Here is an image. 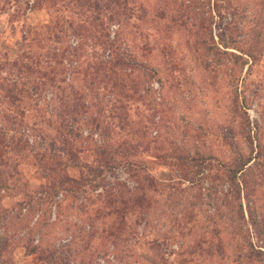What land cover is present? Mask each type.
Here are the masks:
<instances>
[{
  "label": "rangeland",
  "instance_id": "obj_1",
  "mask_svg": "<svg viewBox=\"0 0 264 264\" xmlns=\"http://www.w3.org/2000/svg\"><path fill=\"white\" fill-rule=\"evenodd\" d=\"M26 1L0 0V159L18 161L21 171L0 189V264H36L40 250L47 264H264L251 252L264 251L254 230L264 219V0H125L136 66L102 81L92 69L85 75L56 65L37 39L60 50L81 39L68 22L104 21L109 12L81 10L75 0H33L26 11ZM214 4L221 6L216 17ZM232 4L235 15L226 8ZM227 28L251 57L211 46L209 34L216 40ZM84 49L87 57L99 51ZM75 91L83 105L94 104L67 123L78 158L93 164L102 141L129 139L133 164L114 163L79 190L62 191L46 211L33 193L43 180L30 163L56 139L58 98ZM85 116L103 123L90 132ZM256 143L240 221L229 211L223 164ZM67 174L80 178L77 168ZM136 196L141 201L123 212L108 208Z\"/></svg>",
  "mask_w": 264,
  "mask_h": 264
},
{
  "label": "trees",
  "instance_id": "obj_2",
  "mask_svg": "<svg viewBox=\"0 0 264 264\" xmlns=\"http://www.w3.org/2000/svg\"><path fill=\"white\" fill-rule=\"evenodd\" d=\"M74 3H76L81 10L90 9L92 12H100L104 10L108 11L109 15L104 21L96 16H93L89 20L85 19L84 21L86 26L83 25L84 22L78 24L68 22V28H71L72 32L80 36L81 39L80 41L73 42L71 40L68 41L67 44H62L63 46L60 47V50L59 47H50V43L45 42L43 45L40 44L39 42L43 39V37L37 39V47L50 48L51 56L55 59L54 63L56 65L61 64V66H63L64 63L67 66H71V71L76 73L82 71L85 75L90 74L88 70L92 69L91 73L93 78H96L99 81L109 77V75L111 76V74H115V70L117 69H125L127 71L125 74L128 75L136 66V55L131 51V48L129 49L130 46L128 45L130 40L128 31V12L130 8L125 3V0H75ZM227 4L229 3L227 2ZM220 7V5L214 4V7L211 9L213 17L220 15ZM227 7L231 9L233 15H235V13H233L234 10H238V6L235 8V5L233 4L227 5L226 8ZM112 23L115 26V30L112 31L111 35H109L107 28ZM55 28L56 26L54 25L50 32H54ZM64 33L66 32H63V34ZM45 37L46 39H49L48 37L53 38V41H56L58 35L50 34ZM216 37L217 39L214 40L212 35L209 34L211 46L218 48V44L222 47V49H224V52H229L225 50L226 48H233L238 52L251 57L248 48L242 47L241 44H238L235 37L231 35V28H227L226 30L223 29L222 32L219 30ZM59 41H64V38H61ZM88 44L98 47L99 51L95 52V57L91 55L92 52L90 53V57H87L83 53L85 46ZM52 50H56L55 53H52ZM56 56L59 60L56 59ZM233 56L237 55L233 54ZM25 68L29 69L26 66ZM54 68L55 67H52V70ZM142 68L146 69V65L143 64ZM150 72L152 73V71ZM154 72L157 73L156 70H154ZM67 76L66 79L68 78ZM146 77L150 78L151 75L147 73ZM134 84H136V82H133V85L130 86L131 89L137 86ZM153 84L156 87L158 86L157 81H154ZM36 85L38 87H44L43 83ZM75 93L76 95L73 94L70 99L65 94H62L58 98L57 104H59V106L58 111L55 114L56 125L58 127V130L55 129L57 134L56 139L54 141H50L49 145L38 153L33 154L32 161L30 163L43 180L33 189V193L39 194V201L41 205H44V210L46 211L52 204H54L55 197L58 194H62V191L72 190L75 192L79 190L84 182H88V180L92 181L95 177L100 175L103 170L113 168L115 166L114 163H121V161H124L128 165L133 164L127 159L133 146L130 144L129 139L128 141L123 139L122 141H118L116 144L115 141H102L99 147L92 149L95 154L93 164L81 161L78 158L77 151L67 136L70 133L69 131L72 130V127L71 130L68 128L67 123L69 119H72V121L77 120L78 117L74 116L79 114L81 107H90L93 103L88 102L87 105H83L82 94L77 91H75ZM47 98H49L48 95ZM81 120H83V122L90 127V132L97 130L103 123L102 119L95 116H85V118ZM83 131L87 132L86 129ZM129 135L137 136V133L136 131H132ZM18 140H20V138ZM249 140L251 139L249 138ZM23 142L25 143L26 141L23 140ZM249 142L251 143V141ZM17 144L19 143L17 142L15 147H17ZM2 145H0V148L5 147ZM53 146L54 148H52ZM0 151L2 153L4 152V149H1ZM259 151V145L257 143L256 147L254 149L251 148L247 153H243L239 150H233L231 157L227 160V164H223L224 173L228 179L230 188V198L228 202V206L230 207L229 211L230 213L234 212L235 217L240 221L245 219L244 209L241 204V192H243V187L246 184L245 173L250 169L251 165L257 164L259 158L258 155L260 154ZM18 164V161L13 163L11 161L8 162L7 160L0 159V189L5 186L7 178L14 175L17 177L21 175V171L18 169ZM69 168H77L80 173V178L75 180L70 177L67 174V169ZM82 171L84 172V176L81 175ZM90 174L91 177L89 178L88 176ZM23 187L26 188V182L23 183ZM139 201H141V196H136L132 201H129V205L126 201H120L121 207H118V209H115L113 206H109L108 208L115 213L123 212L126 207L131 208L136 206ZM55 206L58 207L56 203ZM5 209L6 208L2 209V211H5ZM7 212L8 211H6V213ZM39 217L41 216L37 214L36 222L40 220ZM261 222L263 225L259 229L256 228L254 230L257 239L260 240L261 245L258 246L264 249V219L261 220ZM251 252L253 256L258 259L261 256H264V251L258 249L257 247L253 248ZM42 253V250H40L38 254L39 257L37 259L38 263L36 264H47L49 256Z\"/></svg>",
  "mask_w": 264,
  "mask_h": 264
},
{
  "label": "built area",
  "instance_id": "obj_3",
  "mask_svg": "<svg viewBox=\"0 0 264 264\" xmlns=\"http://www.w3.org/2000/svg\"><path fill=\"white\" fill-rule=\"evenodd\" d=\"M26 3H27L26 11H29L33 4V0H27Z\"/></svg>",
  "mask_w": 264,
  "mask_h": 264
}]
</instances>
